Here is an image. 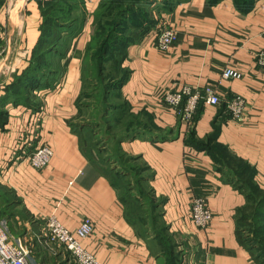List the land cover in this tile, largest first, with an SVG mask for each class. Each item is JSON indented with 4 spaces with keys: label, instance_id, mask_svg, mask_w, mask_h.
I'll return each mask as SVG.
<instances>
[{
    "label": "crops",
    "instance_id": "0c3cea01",
    "mask_svg": "<svg viewBox=\"0 0 264 264\" xmlns=\"http://www.w3.org/2000/svg\"><path fill=\"white\" fill-rule=\"evenodd\" d=\"M18 1L0 0V187L14 193L26 217L14 216L7 223L33 264H60L67 253L47 242L42 225L49 217L73 233L83 219H89L93 230L82 246L97 264H159L155 241L140 238L128 222L111 176L90 153L89 133L79 126L81 58L91 38L97 0H85L82 31L57 64L56 74L63 72V78L33 90L30 105L3 101L15 74L26 68L40 33L37 0L19 4L14 16L23 9L21 22L18 17L11 24ZM153 4L157 25L133 33L122 63L128 78L118 92L128 112L144 123L140 138L123 142V149L147 166L149 186L163 202V221L184 241V264H256L236 233L235 216L245 197L224 180L227 168L221 170L215 163L214 147L233 158L234 173H239L236 163L247 165L255 184L264 190V66L259 63L264 59V0H255L244 11L233 0L214 4L185 0L170 11H158L161 5ZM20 27L22 42L12 47L10 35ZM163 27L176 33L166 52L154 45ZM226 66L242 78L222 79ZM183 87H212L220 102L201 101L194 120L185 123L179 109L163 102L167 92ZM236 95L244 100L241 121L233 119L227 108ZM41 144L51 149L52 156L45 168L37 170L24 159ZM196 197L205 198L212 213L205 229L190 219Z\"/></svg>",
    "mask_w": 264,
    "mask_h": 264
},
{
    "label": "trees",
    "instance_id": "16d2710c",
    "mask_svg": "<svg viewBox=\"0 0 264 264\" xmlns=\"http://www.w3.org/2000/svg\"><path fill=\"white\" fill-rule=\"evenodd\" d=\"M181 1H185V0L163 1L160 9L157 10L170 11L174 4L180 3ZM218 1L220 0H209V2L212 4L217 3ZM233 1L236 7L244 11L250 8L255 0H233ZM37 2L41 17V22L39 26L40 33L37 43L31 51L26 68L21 73L15 74L11 84H9L6 87L3 101L11 99L14 104L30 105L29 103L31 101V93L33 90L35 89L37 90L40 86H45V85L51 86L53 83L58 84L63 78V72H61L60 74L59 73L56 74L57 64L59 63L66 49L70 46L72 40L82 31L86 17L85 0H80L78 2L70 1V0H59V1L37 0ZM153 3H154L153 0H100L98 9L99 10L101 9L102 12L105 13L104 18L106 20L113 21V25L111 27L112 29L113 26H115V28L119 27L122 24V22L128 20L131 13L137 12L139 15V9L137 8V5H141L143 8L142 10H145L146 8V15L142 14V17L145 18V21L143 22L144 24L141 25L136 31L147 32L149 29L155 28V26L157 25V19H153V13L155 12V9L153 7H150L151 6L150 4ZM62 6H65V9H63ZM147 8H149V10ZM63 20L65 22H63ZM93 26L94 25L92 22V28ZM111 29L106 33V37L103 39L104 42L101 44V49L96 58V71L99 80L102 78V72L104 70L106 71L107 69V66L105 64L110 61V59L107 57L108 56L107 54L111 52V45L114 44L108 41V37L111 36L113 33ZM91 41H92V34L87 46L83 51V55L81 58V69H80L81 92L76 102V108L79 114H81V109H86L91 107V105H89L88 103H83L81 101L82 89L84 87L83 76L85 72L83 59L85 58L88 45ZM132 41H133V35L131 39H129L128 43L124 44L123 56L115 65L116 75L114 77H111V81L114 84H108L104 86L103 89L101 87L96 88L97 91L98 89L103 90V92L106 90V92L102 93V100H103L102 118L104 119L107 117L109 118V116H113L114 118H111L110 121L116 119L118 121L120 120V118L124 116L126 118V123L124 124V127H119L120 130L121 128H123V131H118L117 136L113 132L114 126L111 127L112 132L108 126L106 127V131L108 133L111 132L112 137L115 138L114 144L116 145V147H120L124 141H127L131 138L134 139L140 138L141 136L140 131L144 125V123L138 117L128 112L118 92L119 88L124 84V82L128 78V71L122 68V63L125 56V49L129 44L132 43ZM109 92L110 94H108ZM114 95L116 96V99L119 100L118 104L111 103V98ZM199 104L197 105V108L195 110V113L193 114L191 122L194 120L195 116L198 113ZM97 108L100 107L98 106ZM112 124L114 123L112 122ZM79 126L86 129L87 128L91 129V125H89V123L86 122L81 123ZM95 127L98 128V125H96ZM212 137H215V132ZM104 140L106 141V143L103 147H101V151H99V153H101L103 149L107 148L108 144L111 143L112 141V139L108 137H106ZM200 148L207 149L206 146H200ZM218 149H220L221 151L220 153L221 155H223V157H226V159H228L231 163L235 164L233 158L225 150L221 149L220 147H218ZM105 153L107 154L106 155L107 157L104 163L112 167V169H110L111 171H106V172L111 176L113 187L116 189L118 193L119 200L125 206L126 218L128 222L136 229V224L129 219V215L126 210L127 199L123 198L119 193L118 191L119 189L115 183V180L117 179L121 180L133 176L134 179H137V184L136 185L132 183L129 184L130 186L129 192L131 193V198L135 202H140L143 196L141 197V193L138 190V184L139 183L146 184L148 186L150 194L157 201L156 208H158L159 210V219H160L159 221L162 224L161 230L166 234H169L170 233L169 227L163 221L162 218L161 206L163 202L155 197L152 189L149 186L150 174L147 166L141 161L139 157L136 156H129V155L125 156L121 154L122 157L121 156L113 157L112 153H109L108 151H106ZM119 153L121 152L119 151ZM131 162L141 163L142 171H137L131 166L128 167L127 165L130 164ZM215 163H217V165L219 166V168H221V170L222 167L225 166V168H227V170L233 174L231 176H226L225 177L226 179L224 180L228 183H232L241 193H243L245 197L244 206L237 211L235 216L237 238L239 243L249 251L253 261L256 264H260L256 260V256H254L252 253V247L246 244L247 240L244 239V241L243 240L241 241L240 228L238 224V214L248 203L246 191L241 186V184H244L246 180L248 185L251 186L252 190L260 193L259 194L260 198L255 206L254 217L259 220L260 222L259 227L262 229L263 232L262 234H264V191H262L255 184L253 180V172L247 165L236 163L239 168V173H234L229 168L230 164L229 166L218 164L216 159H215ZM140 172L145 173V175H142ZM2 197H8L10 200H12L11 201L12 203L16 204L17 206L20 205L18 199L11 190H8L6 188L1 189L0 187V198ZM7 203L0 201V218L2 216L7 215L6 213L8 206ZM137 233L140 238L145 239L143 238L144 236L141 233L139 232ZM152 239L155 241V245H156L160 240V235H155ZM158 255H159V264H160L162 255L164 256V252L161 251L160 253H158ZM169 264H180V262L177 260V257L172 254L169 260Z\"/></svg>",
    "mask_w": 264,
    "mask_h": 264
},
{
    "label": "rangeland",
    "instance_id": "374dc122",
    "mask_svg": "<svg viewBox=\"0 0 264 264\" xmlns=\"http://www.w3.org/2000/svg\"><path fill=\"white\" fill-rule=\"evenodd\" d=\"M13 1L14 0H10V3H12ZM70 1L78 2L80 0H70ZM163 1H169V0H153V2L156 3V5L157 4L162 5ZM23 2L24 0L21 1V4ZM99 2L100 0H97L95 5L93 6V11L91 14L92 22L94 25L92 29V41L89 43L85 58L83 59L85 72L83 76L84 87L82 89L81 101L83 103H88L89 105H91V107L86 109H81L80 116L82 117L81 121L83 123L86 122L89 123V125H91V129L87 128V131L89 132L88 142L90 149L89 151H91L90 153H92V155L93 154L95 155V158L102 165H104V167H106L107 171H111L110 169H112V167L104 163L107 157L106 156L107 154L105 153L106 151L112 153L113 157H118V156L120 157L121 154L125 156L129 155L124 151L122 144L120 147H116V145L114 144L115 138H113L111 135L112 132L111 127L113 126H114L113 132L116 134V136L118 135L117 133L118 131H123V128H121L120 130L119 127H124V124L126 123V118L124 116L120 118V120L118 121L117 119L111 120L114 124H112V122L110 121L111 118H114L113 116H109V118L107 117L103 119L102 93L106 92V90L103 92V90L98 89L97 91L96 88L101 87L103 89L104 86L108 84H114L111 81V77H114L116 75L115 65L123 56L124 44L128 43L133 33L141 25L144 24L143 22L145 21V18L142 17V14L146 15V8L145 10H142L143 9L142 6L137 5V8L139 9V15L137 12H133L129 16L128 20L122 22V24L119 27L115 28V26H113V28L111 29L113 25V21L106 20L104 18L105 13H103L101 9L100 10L98 9ZM150 5H151L150 7H154L153 6L154 4H150ZM62 8L65 9V6H62ZM147 9L149 10V8ZM22 10L20 13H18L17 16H14V18H12V23H11L12 25L16 23L15 21L18 19V17L21 22L22 14H23ZM63 22L65 21L63 20ZM110 29L113 33L111 36L108 37V41L114 44L111 45V52L107 54L108 55L107 57L110 59V61L105 64L107 66V69L106 71L104 70L102 72V78L99 80L96 71V58L101 49V44L104 42L103 39L106 37V33L110 31ZM20 30L21 27L16 28L15 32L12 35H10V40H9L11 44L10 46L12 47L20 46V42H22V37L20 36ZM8 62H12V59L9 60L8 58ZM108 94H110V92ZM118 102L119 100L116 99V96L114 95L111 98V103L118 104ZM98 106L100 108H97ZM96 125H98V128L95 127ZM107 126L111 130V132L109 133L106 131ZM106 137L112 139V141L111 143L108 144L107 148L103 149L102 152L99 153V151H101V147H103L106 143V141L104 140ZM119 151L121 153H119ZM214 152L216 155L215 159L217 160L218 164H223L228 166L230 164L229 168L232 170V166L234 164L231 163L228 159H226V157H223V155H221L220 149L214 147ZM127 166L128 167L131 166L137 171H142V164L139 162H131ZM141 174L145 175V173L143 172ZM224 174L225 176L233 175L227 170L224 171ZM115 183L119 189L118 191L121 194V196L127 199L126 210L129 215V219L136 224L137 232L141 233L144 236L143 238L145 239H152L155 235H160V240L158 244H156L155 246V249L157 250L158 253H160L161 251L164 252V256L162 255L160 264H169V260L172 254L177 257V260L180 262V264H184L185 263L184 260L186 257L185 256L186 249L184 247V241L181 238L174 236L173 234L170 233L166 234L161 230L162 224L159 221L160 220L159 210L158 208H156L157 201L150 194L148 186L142 183L138 184V190L141 193V197L143 196V198L141 199L140 202H135L131 198V193L129 192V187H130L129 184L132 183L136 185L137 179H134V177L132 176L121 180L117 179L115 180ZM241 186L246 191L247 199H248V203L238 214V224L240 228L241 241L242 240L244 241V239H246L247 240L246 244L252 247V253L254 256H256V260L260 264H264V234H262L263 233L262 229L259 227V223H260L259 220L254 217L255 206L260 198L259 197L260 193L252 190L251 186L248 185L246 180L244 184H241ZM0 201L5 203L9 202L7 203L8 204L6 211L7 215L2 216L0 218V224L4 225L7 228V231L9 232V235L12 240L15 241L19 240L18 242L21 243V239L19 237L18 238L15 237L18 235H15L11 225L7 223V221L8 219L10 220L14 216L26 217V214L16 204L12 203L11 202L12 200H10L8 197H2L0 198ZM17 230L18 228H16V231ZM61 258H63V261L60 264H72L67 253H64L63 257ZM51 264H57V263L53 262Z\"/></svg>",
    "mask_w": 264,
    "mask_h": 264
},
{
    "label": "built area",
    "instance_id": "2783aa9c",
    "mask_svg": "<svg viewBox=\"0 0 264 264\" xmlns=\"http://www.w3.org/2000/svg\"><path fill=\"white\" fill-rule=\"evenodd\" d=\"M262 34L264 35V31ZM175 40V31L163 27L158 32L154 45L159 51L166 52ZM1 58L0 54V60ZM259 63L264 66V59L259 58ZM221 78L238 80L242 78V74L236 69L226 66L221 72ZM200 101L210 105L220 102L212 87H205L202 90L183 87L180 91L167 92L163 97V102L168 106L179 109L181 120L185 123L191 122ZM227 108L233 119L237 121L243 119L245 106L244 100L240 96L232 97L227 103ZM51 156V149L47 145L41 144L27 154L24 161L34 169L41 170L47 166ZM190 219L198 229H205L209 225L212 213L205 198H194L190 207ZM42 228L47 242L52 246L62 247L68 253L73 264H97L95 256L82 246V241L93 230V223L89 219H83L74 233L63 227L55 217H49L43 223ZM18 241L12 240L7 228L0 224V264H33L29 258V251Z\"/></svg>",
    "mask_w": 264,
    "mask_h": 264
},
{
    "label": "bare ground",
    "instance_id": "6f19581e",
    "mask_svg": "<svg viewBox=\"0 0 264 264\" xmlns=\"http://www.w3.org/2000/svg\"><path fill=\"white\" fill-rule=\"evenodd\" d=\"M19 3H20V5H21V1H20V0H19L17 3H15V6H16L15 8H17V7H18V8H17V9H13V11H12V12H13L12 18H14V14L17 13V11H18V9H19ZM11 4H12V3H11ZM16 18H17V17H16ZM14 20H15V19H14Z\"/></svg>",
    "mask_w": 264,
    "mask_h": 264
}]
</instances>
